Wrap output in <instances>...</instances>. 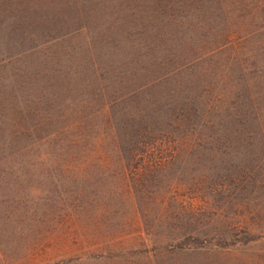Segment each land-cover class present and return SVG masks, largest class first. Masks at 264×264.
<instances>
[{"label":"rangeland","instance_id":"obj_1","mask_svg":"<svg viewBox=\"0 0 264 264\" xmlns=\"http://www.w3.org/2000/svg\"><path fill=\"white\" fill-rule=\"evenodd\" d=\"M0 264H264V0H0Z\"/></svg>","mask_w":264,"mask_h":264}]
</instances>
